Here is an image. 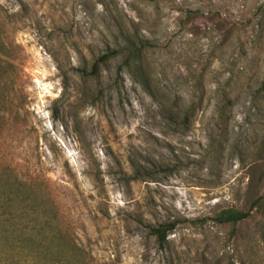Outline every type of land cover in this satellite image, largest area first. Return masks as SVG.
Here are the masks:
<instances>
[{
	"label": "rangeland",
	"instance_id": "374dc122",
	"mask_svg": "<svg viewBox=\"0 0 264 264\" xmlns=\"http://www.w3.org/2000/svg\"><path fill=\"white\" fill-rule=\"evenodd\" d=\"M188 9L218 10L239 31L222 40L200 15L194 34ZM132 23L153 43L158 97L194 100L187 127L169 125L118 61L88 77L117 24ZM263 78L264 0H0V264H264V202L249 191L250 169L264 176ZM12 186L37 197L12 204ZM232 207L250 215L214 219ZM165 221L176 226L161 246L148 225ZM31 223L44 226L38 249Z\"/></svg>",
	"mask_w": 264,
	"mask_h": 264
},
{
	"label": "trees",
	"instance_id": "16d2710c",
	"mask_svg": "<svg viewBox=\"0 0 264 264\" xmlns=\"http://www.w3.org/2000/svg\"><path fill=\"white\" fill-rule=\"evenodd\" d=\"M200 15H203L205 18L203 32L217 34L218 36L222 37V40L230 39L234 33H238L239 31V27L236 25V23L230 22L218 10H209L206 13H202L199 9H188L185 13L183 24L189 26V30L194 34L200 30V27L195 24V20L200 17ZM133 24L134 23H132V25L117 24L114 32L115 38L113 46L107 47V49L102 54L95 58L91 64L88 77H100L103 69L106 68L109 63L112 61H118L117 68L119 71H125V73H127L130 78L139 83L151 96L157 99L160 105L161 116L169 125H174L175 127H187L192 120V116L196 108L194 100L192 99L188 106L181 108L176 102L173 104H168L167 101L158 97V94L155 92L156 87L152 84V76L148 65V53L153 47V43L147 39H144L140 28L134 26ZM256 93L257 95H264V78L260 82ZM232 107L233 100L231 95L226 92L223 93L215 112V116L220 123H227L229 121ZM250 170L258 172V174L252 173V178L249 184V191H251L253 194H257L255 200L252 202H257L258 206H261L264 202V193L260 195L258 194L260 189L257 185L259 182L264 180V176L259 173L258 168H251ZM131 177L133 179H143L146 176L141 169L136 167ZM254 178L255 182L253 181ZM12 187L13 190H11L8 198L9 202L12 204L19 200L16 199L21 194H28V196L30 195V197L34 199L37 197V192L29 186ZM24 201L25 199L20 201V203H24ZM12 210L13 216L16 218L25 215L23 208H13ZM249 215L250 211L245 210V208L239 209L232 207L217 211L213 217L221 224L234 226L239 222H242ZM175 226V221H165L155 225H148V233L156 240L159 245L162 246L166 242L167 236L173 231ZM14 228L15 229L12 230L13 233L16 229L18 230V228ZM43 230L44 226L37 227L35 224H32L30 233L27 237H24L25 242L28 245L35 247V249L40 248L41 239L39 238V234H42ZM44 237L45 240H47L50 244L55 243V239H57L56 234H51L50 237L44 235ZM54 262L55 260H50V264H53Z\"/></svg>",
	"mask_w": 264,
	"mask_h": 264
}]
</instances>
